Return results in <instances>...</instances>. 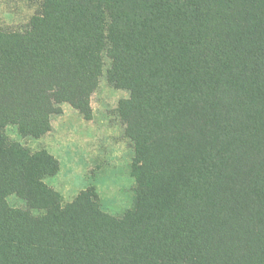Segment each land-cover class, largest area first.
<instances>
[{
  "label": "trees",
  "instance_id": "1",
  "mask_svg": "<svg viewBox=\"0 0 264 264\" xmlns=\"http://www.w3.org/2000/svg\"><path fill=\"white\" fill-rule=\"evenodd\" d=\"M102 76L129 93L120 217L63 203L57 159L6 133L41 137L63 102L89 118ZM0 264H264V0H41L0 28Z\"/></svg>",
  "mask_w": 264,
  "mask_h": 264
},
{
  "label": "rangeland",
  "instance_id": "2",
  "mask_svg": "<svg viewBox=\"0 0 264 264\" xmlns=\"http://www.w3.org/2000/svg\"><path fill=\"white\" fill-rule=\"evenodd\" d=\"M40 2L0 0V28L22 29ZM128 95V91L102 76L90 95L89 118L63 102L61 113L51 116L50 131L41 137H23L15 126L7 127L6 133L33 151L46 149L57 159V173L47 176L45 182L61 195L63 203L72 202L82 191H90L101 209L120 217L132 208L135 187L131 166L134 148L117 111L120 99ZM9 202L23 205L15 196H10Z\"/></svg>",
  "mask_w": 264,
  "mask_h": 264
}]
</instances>
